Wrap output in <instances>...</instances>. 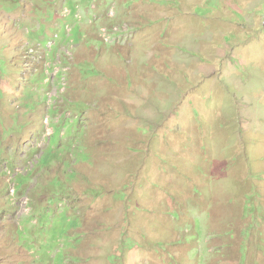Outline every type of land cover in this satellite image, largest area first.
<instances>
[{
	"label": "rangeland",
	"instance_id": "1",
	"mask_svg": "<svg viewBox=\"0 0 264 264\" xmlns=\"http://www.w3.org/2000/svg\"><path fill=\"white\" fill-rule=\"evenodd\" d=\"M0 264H264V0H0Z\"/></svg>",
	"mask_w": 264,
	"mask_h": 264
}]
</instances>
